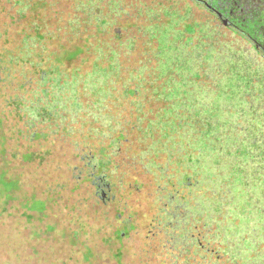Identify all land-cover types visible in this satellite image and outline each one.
Listing matches in <instances>:
<instances>
[{"label":"rangeland","instance_id":"1","mask_svg":"<svg viewBox=\"0 0 264 264\" xmlns=\"http://www.w3.org/2000/svg\"><path fill=\"white\" fill-rule=\"evenodd\" d=\"M69 1L87 20L83 22L80 15L69 14L70 36L93 34L90 29L101 28L98 18L105 16V32L122 51L135 48L132 35H113V28H121L118 21L122 17L130 19L133 12L139 11L156 20L154 26L137 28L138 34L157 40H151L154 42L150 45L145 38L139 44L143 48L136 56L139 97H118L130 99L128 109L123 112L127 115L125 126L136 127L142 148L133 159L128 158L144 166L147 173L141 177L146 182L149 176L150 194H134L132 206L138 213L136 218L105 148L101 163L109 169L103 181L109 185L114 206L105 203V194L93 196L90 183L79 182L75 175L90 169L97 177L100 169L73 164L79 158L71 156L69 144L54 134L58 130L56 121L39 122L40 112L42 117L62 119L59 117L65 101H52L51 90L36 96L31 92L23 99L21 94L16 95L21 90L17 89L19 81L11 86L9 94H2V87L9 85L6 81L12 76L7 46L17 45L15 38L8 39L6 30L10 27L11 37L20 35L19 29L26 35V26L29 30L38 19L37 26L45 29L50 18L61 29L63 14H56L53 9L58 7L64 14L71 9L68 2H57L54 7L56 0H0V94L2 100L12 96V101L8 100L10 106L0 99V264H146L151 251L159 252L150 248L159 239L178 247L185 245L183 255L190 260V243L196 244L200 239L207 248L216 243L219 234L227 236L226 240H220L224 254L230 244L242 253L245 264L251 261L264 264V67L254 66L244 52L234 48L229 42L232 37L188 32L186 29L192 31L200 26L193 22L189 28L186 22L195 16L206 18L195 6L193 11L187 10L188 5L182 0ZM143 1L154 9L144 6ZM139 3L141 6L137 7ZM83 44L98 51L88 70L83 71L76 64L66 66L71 76L54 78L56 85L63 90L73 87L69 101L76 108L103 107L104 98L114 107L119 82L126 93L136 75L132 57L129 53L122 56V61L125 60L121 63L122 79H109L118 74L114 67L120 58L119 53L110 52L111 56H105V76L88 83L85 79L100 68L102 43L95 41L91 45L84 39ZM153 46L156 54L159 52V64L156 62L157 71L153 69L148 75L151 63L140 51L146 50L154 58ZM67 53L61 51L59 55ZM110 69H115L113 74ZM47 75L41 83L36 79L33 84L42 87L49 81ZM78 75H84V80L79 81ZM146 94L151 97L147 104ZM29 102L38 107L36 115ZM47 105L51 108H46ZM131 107L132 116L128 112ZM20 111L27 119L26 128L12 127L14 137L5 140L4 134L10 136L6 116L19 120L16 114ZM85 111L87 114L82 111L85 115H95L93 110ZM107 111L111 108H105V116L110 115ZM86 119L87 116L73 122L82 126ZM88 128H93L91 122ZM95 135L96 138L100 134ZM98 144L97 148L105 146ZM100 149L95 152L96 163L98 157L104 156L103 148ZM127 155H131L129 150ZM132 188V192H139L145 185L135 181ZM199 250L194 255L204 259L205 251Z\"/></svg>","mask_w":264,"mask_h":264},{"label":"trees","instance_id":"2","mask_svg":"<svg viewBox=\"0 0 264 264\" xmlns=\"http://www.w3.org/2000/svg\"><path fill=\"white\" fill-rule=\"evenodd\" d=\"M57 2L59 4H64L65 2H68L69 4L68 8H70L71 10L67 14L62 13V10L57 7L58 5ZM143 2L144 4L147 3L146 1H143ZM140 4L141 3H139L137 7L141 6ZM55 5L57 9H53V11L56 12V14H63L64 16H66V17H63V15L61 16L62 17L61 19L62 28L61 29L57 27L55 21L50 18L46 20V22H48V27L45 29L44 28L42 29V26L40 25L37 26L39 22L38 19H36L34 22L36 27L34 26L32 28H29V30H26L27 29V26H26L24 30L27 33L26 35L22 33L21 29H19L20 31L19 30L18 31L20 32V35L11 37V34L8 33L10 31V27L8 28V30H6L7 34H9L8 39L12 40L13 38H15L17 45L7 46V53H8L7 60L9 64L11 65L10 69L12 72V76L11 78H9L8 81H6V83H9V85L2 87L1 89L2 94H5V95L9 94L11 86H13L14 84L17 85V82L19 81L20 85L17 86V89L18 90L21 89V90H19L20 93H16V95L21 94L23 99H25L29 94H31V92H33L34 95L36 96L37 94L42 93L41 91L51 90L52 94H54L53 97L51 98L52 101L59 100V102L62 103L64 100L65 102L63 103L62 108H65V109L61 112L62 117H59L62 119L59 120L57 117H54L51 115L42 117L41 112H40L39 122L41 123L45 120L56 121V124L54 125L58 127V130L54 134L57 133V137L60 138L59 140L61 142L69 144L68 149L70 152L68 153L72 154L71 156L73 157L77 156L79 158L77 159V162H74L73 164L81 165V167H85V169L92 168V167L94 168L98 167L100 169V171L98 172L99 175L97 177H95L94 174L89 171L90 169H86L85 172L81 175L80 174L78 175L73 172L72 173L74 175L76 174L75 176H77L76 178H78L79 182L82 183V182L87 181L88 183H90V185L92 186L93 196L101 195L103 197L102 192L104 191L105 196H106L105 203L113 204V202L110 200V197H109L110 196L109 195V191H110L109 185L108 183H105L103 181L105 176H108L107 170L109 169V167H107V164L105 165L104 162L101 163L102 159L105 158V148H108L106 150H108V152L110 153V157L113 161L112 164L114 165V168H117L116 173L114 175L120 178V181L122 182L124 186L123 191L128 193L126 195V200L128 201L129 205L132 207V209L130 210L136 214V218H137L138 213L136 210L133 209V206H132V202L134 200L133 198H136L134 194H138V196H140L142 193H145V192H147V194H150L149 188L147 187V185H149L150 180H149V176L146 182L145 180H142L141 176L147 173L146 170L143 168L144 166L128 158V156H130L133 159L134 158L133 156H135V154L138 155V152L141 150L142 145H140L139 143L140 133L137 134L138 132L136 130V127L133 125L125 126L126 125L125 120H126L127 115L123 114V112H125V109H128L130 99L128 98V101H125V100H121L118 97H133V98L139 97L138 95L139 90L136 89V84H139L137 82V79L140 78L139 77L140 75L137 74V71H138L137 66L139 64V60H137L136 56L139 52V49L140 50L143 49V48H139V44H140L141 39H143V42H145L144 41L145 38L150 40V45H153V42L154 41L157 42V40H155L153 37H152L153 39L149 38V35L143 36V34L142 35L138 34L137 28L139 29L140 27L143 28L145 26H151L153 25V23H156V20L152 18H148L146 14L145 15L140 14L139 11L138 13L133 12V14H131L130 16V19H128V17L127 19L122 17V19L118 21V24H120L121 28L120 29L113 28L114 30L113 35L124 34L128 37L132 35V39L135 40V43L133 44L135 46L134 49L131 48L130 51H127V50L122 51L120 50L121 47L118 45V43L115 42V40H113V38L109 36L108 33L106 34L105 32L104 25H105V22L107 21V19H105V16L98 18L101 28L90 29V31H92L93 34L87 35V34L82 33L81 35L70 36L69 35L70 27H69L68 19H70L71 17H69V14L80 15L81 17L80 19L83 22L87 20L85 19L83 20L82 12L77 11V7H75L73 2L69 0H56V2H54V7ZM144 6L151 7L150 9L151 11L154 9L152 6H147L146 4ZM119 8L123 10V8H121L120 6ZM104 9L105 7H102L103 12H105ZM129 12L130 11H128V13ZM31 14L32 16L36 15V17H38L39 15L38 13H31ZM139 16L141 18H139ZM127 26L129 28L128 30H125ZM188 26L189 28L192 27L190 23L188 24ZM104 34H106V36H103ZM84 39L87 40V43L88 42L91 43V45L95 41L102 43V49L99 52L100 68L94 70L92 77L85 79L87 80L86 82L88 83H92L97 78L105 76L106 66L105 68H103L104 63L106 65L105 56L106 57L111 56L109 55L110 52L119 53L120 58L118 59L116 63L118 66L114 67L118 69V74L115 73L114 76H112L109 79H114L118 77L122 79L123 71L121 70V63L123 65V61H125V60L122 61V56L124 57L125 53H129L132 57V64L134 66V71L136 75H133L132 77L133 81L129 84V88L126 90V93L123 91L122 83L119 82L121 86L117 89V92L114 93L115 97H117L118 99V102L116 103L114 107L113 105L112 106L110 105L111 101L104 98L102 100L103 107H100V106L96 107L95 105L93 106L91 105L92 107L85 106L84 109L76 108L75 106H73L72 104L73 102L69 101V100H72L73 87L72 89H70V87H67L63 90L57 87L56 85V81L54 80V78L59 77V79H63L61 75L71 76L70 74H68L66 66L76 64L80 67L81 70L83 71L88 70L87 68L89 67L88 64L91 62V60L95 58V54H97L98 51L96 52V50L93 49V47L91 46L84 45L83 44ZM151 40H154V41H151ZM104 42L105 44H103ZM113 48H115L116 50L111 51V49ZM61 51H65L68 53L65 56L59 55ZM151 51H152L151 53L154 54V58L150 56L148 52H146V50L140 51L141 54L143 55V58L149 60L151 63L150 67L147 68V72L149 73L148 75L151 74L153 69L157 71L158 66L156 65V62L157 64H159V60L157 59V54H159V52H157L156 54L155 47H154V50H151ZM114 71L115 69H110L109 73L113 74ZM46 73H48L47 78L49 81L45 82L44 85H42V87L37 86L36 84H33L35 82L33 80H36V79H38L39 82L41 83V80L46 75ZM78 76L80 77L76 76V78L79 81L84 80L83 79L84 75H78ZM142 77L143 79H146V75ZM52 82L54 84H52ZM148 82L149 81H147V83ZM123 85L125 84L123 83ZM96 95H98V93H96ZM2 96L3 95L0 94L1 100H2L1 98ZM99 97L100 96H97V99L101 100L102 98L99 99ZM10 98H12V96L8 95V99L5 98L2 100V102H4V100L7 102L9 100L11 102L12 99ZM144 99H147L145 100L146 102L145 104H147L149 100H151V97H149L148 94H146V97ZM88 101L89 100H84V102H88ZM33 102H37V101H33ZM29 104L32 105L31 102H29ZM8 105L10 106L9 102H8ZM29 107L31 108V106ZM32 107L35 108V110L33 111H34V114L36 115L37 114L36 110L38 109V107L33 106V105ZM45 107L51 108V105H47ZM105 108L107 109L111 108V111H107V113H110V115L105 116ZM133 109L131 107L128 111L131 116L134 114ZM146 109L147 108L142 107V110H146ZM85 110H88L90 112L91 110H93L95 115H92L91 113H90L91 115H85L87 114ZM82 111L85 114L82 113ZM72 112H75L74 114L76 116H74ZM16 115L18 116L19 120L14 119L12 115H10L12 117V120L8 116H6L5 126L7 125L9 127L10 136L8 137L4 134L3 137L5 138V140L6 138L8 140L12 138L13 136V133H12L13 131L11 132L12 127H15L16 130L26 128V126H24L26 125V121H27L25 114H23V112L20 111V114H16ZM85 116H87L88 119L82 122L83 123L82 126H78L76 124V121L73 122V119L75 120L84 119ZM100 116H102V119H100ZM35 118H36L35 121H37L38 119L36 116ZM71 118H72V121H71ZM116 119H118V122L116 121ZM19 121H22L23 125H21ZM90 122L92 123V127H93L91 130L88 128ZM3 133H4V130L2 134ZM95 133H98L100 135L95 138V136H97L95 135ZM41 142H47V140H43ZM98 143L105 144V146H100L98 147L99 148L98 149L97 148V146L99 145ZM100 148H103L104 156L101 159H99L98 157L97 159L98 162L96 163L95 152L96 150L100 151L101 150ZM128 150L130 151L131 155H127ZM70 163L72 164V162ZM104 168H105V171H103ZM141 169H143V171H140ZM135 181L143 182V184L145 185V188L139 192H136V191L132 192L131 191L133 190L132 186ZM152 202L153 200L150 203L151 209H152L151 207ZM216 236H217L216 243L214 242L213 244H211V246L207 248H205V245L201 243L200 239H199V242H197L196 244H194L195 241L193 243H190L189 253L191 255V259L188 260L187 257L185 258L183 255V252H185V248H184L185 245H182V247H178V246L173 245L171 242H168L167 240L165 241L162 239L158 240L157 232H155V238H157L158 242L155 245V247L150 246V248L158 249L159 252L151 251L150 258L144 262L146 264H245L242 260L243 259L241 255L242 253L241 252L238 253L237 251L232 249L230 247L231 246L230 244H227V247L229 249L227 253L224 254L222 252V250H224V247H223L222 241L220 240L227 239V236L225 234H219V236L218 235ZM230 237H231V234L229 235V238ZM196 241H198V239ZM179 242L182 243V241H179ZM192 245L194 247H192ZM196 248L198 250L202 249V251H205V255H203L204 259H202L201 256L194 255L195 253L197 254ZM251 259L252 258L250 257V261ZM246 260H248V258H246ZM247 264H255V263L251 261V262H248ZM259 264H261V262H259Z\"/></svg>","mask_w":264,"mask_h":264},{"label":"flooded vegetation","instance_id":"3","mask_svg":"<svg viewBox=\"0 0 264 264\" xmlns=\"http://www.w3.org/2000/svg\"><path fill=\"white\" fill-rule=\"evenodd\" d=\"M182 1L188 5L187 10L193 11L195 6L206 18L201 20L195 16L186 22H195L200 26L193 27L192 31L186 29L188 32L201 36L210 33L216 37H232L229 42L234 48L244 52L254 66L264 67V0Z\"/></svg>","mask_w":264,"mask_h":264}]
</instances>
